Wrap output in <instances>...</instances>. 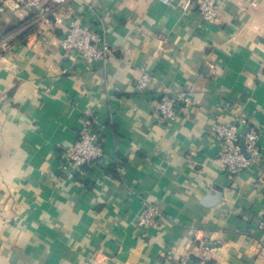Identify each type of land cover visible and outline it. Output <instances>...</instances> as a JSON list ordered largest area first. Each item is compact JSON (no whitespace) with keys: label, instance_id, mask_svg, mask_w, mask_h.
<instances>
[{"label":"crops","instance_id":"1","mask_svg":"<svg viewBox=\"0 0 264 264\" xmlns=\"http://www.w3.org/2000/svg\"><path fill=\"white\" fill-rule=\"evenodd\" d=\"M59 8L101 28L111 59L65 53V21L44 28L0 0V38L14 35L0 55V264H171L182 255L264 264L262 169L231 178L209 137L211 121L235 122L241 110L260 126L264 159V0H227L212 23L176 1ZM142 70L153 75L145 92ZM162 91L191 102L163 120L152 104ZM86 118L102 126L105 158L61 171L60 153ZM144 199L161 211L157 230L136 223Z\"/></svg>","mask_w":264,"mask_h":264},{"label":"built area","instance_id":"2","mask_svg":"<svg viewBox=\"0 0 264 264\" xmlns=\"http://www.w3.org/2000/svg\"><path fill=\"white\" fill-rule=\"evenodd\" d=\"M18 6L32 11L36 20L46 28L53 23L63 24L64 34L60 37L59 44L65 53L80 55L89 64L106 65L112 54L109 44L100 34L101 28H96L90 23L81 22L70 17L68 13L61 12L60 6L69 0H12ZM163 5L176 3L183 10L195 8L204 23H212L218 20L223 5L227 0H156ZM259 4L263 0H247ZM85 2V1H84ZM86 3V2H85ZM59 11V12H58ZM14 35L9 34L0 38V55L9 52L12 47ZM45 40V37H43ZM263 52L259 64L264 68V31L261 35ZM153 82L151 72L142 70L136 81L139 92L147 91ZM191 95L184 92L170 93L162 91L155 95L152 104L163 120L173 119L177 115L179 103L189 104ZM228 105V104H227ZM239 125L244 126V131L239 132ZM101 125L95 119H84L78 129L74 143L66 147L60 153V170L72 173L82 167L94 165L103 160V144L101 138ZM209 137L217 143L216 161L218 168L226 171L231 178L254 168H261L262 175L256 179L258 183H264V159L259 143L260 126L246 113H237L235 122L214 120L209 123ZM161 211L159 207L147 200L142 201L140 210L136 214L137 225L157 230L160 226ZM258 229L264 230V218L258 224ZM167 260L171 264H210L201 257L190 260L188 255L169 256ZM93 264H98L96 257L92 258Z\"/></svg>","mask_w":264,"mask_h":264}]
</instances>
